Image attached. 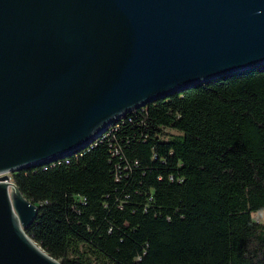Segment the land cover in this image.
I'll return each instance as SVG.
<instances>
[{
	"label": "trees",
	"instance_id": "1",
	"mask_svg": "<svg viewBox=\"0 0 264 264\" xmlns=\"http://www.w3.org/2000/svg\"><path fill=\"white\" fill-rule=\"evenodd\" d=\"M10 176L38 208L25 234L60 264H264L252 219L264 212V65L158 99L87 149Z\"/></svg>",
	"mask_w": 264,
	"mask_h": 264
},
{
	"label": "water",
	"instance_id": "2",
	"mask_svg": "<svg viewBox=\"0 0 264 264\" xmlns=\"http://www.w3.org/2000/svg\"><path fill=\"white\" fill-rule=\"evenodd\" d=\"M264 65V0H0V264H60L9 175L158 99Z\"/></svg>",
	"mask_w": 264,
	"mask_h": 264
},
{
	"label": "built area",
	"instance_id": "3",
	"mask_svg": "<svg viewBox=\"0 0 264 264\" xmlns=\"http://www.w3.org/2000/svg\"><path fill=\"white\" fill-rule=\"evenodd\" d=\"M124 122H125V119H122V124H124ZM117 132L118 131H116V133ZM115 134H110L109 136L104 137V139L102 140V143L104 141L109 143V147L112 150V157L119 156L120 152H121V149H122V147L114 139L115 138ZM68 163L69 162H64V164H68ZM58 165H60V164H58ZM75 201L79 202V203H82V204L85 203V199L82 198V197H75Z\"/></svg>",
	"mask_w": 264,
	"mask_h": 264
},
{
	"label": "rangeland",
	"instance_id": "4",
	"mask_svg": "<svg viewBox=\"0 0 264 264\" xmlns=\"http://www.w3.org/2000/svg\"><path fill=\"white\" fill-rule=\"evenodd\" d=\"M166 132L170 133L169 130H167ZM174 134V133H172ZM9 177L11 178V176L9 175ZM252 219L254 222H257V223H264V212H256V213H253L252 214Z\"/></svg>",
	"mask_w": 264,
	"mask_h": 264
},
{
	"label": "bare ground",
	"instance_id": "5",
	"mask_svg": "<svg viewBox=\"0 0 264 264\" xmlns=\"http://www.w3.org/2000/svg\"><path fill=\"white\" fill-rule=\"evenodd\" d=\"M125 117H126V116H125ZM125 117H123V118H125ZM120 119H121V118H120ZM120 119H118V120H116V121H114V122H117V121H119ZM114 122H113V123H114ZM113 123H112V124H113ZM112 124H111V125H112ZM111 125H110V126H111ZM110 126H109V127H110ZM109 127H108V128H109ZM108 128H107V129H108ZM107 129H106V130H107ZM103 134H104V133H103ZM48 165H49V164H48Z\"/></svg>",
	"mask_w": 264,
	"mask_h": 264
}]
</instances>
